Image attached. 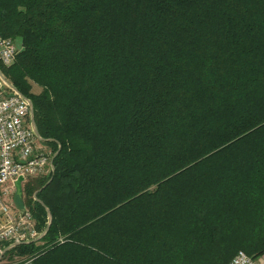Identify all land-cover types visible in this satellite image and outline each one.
<instances>
[{"label":"trees","instance_id":"obj_1","mask_svg":"<svg viewBox=\"0 0 264 264\" xmlns=\"http://www.w3.org/2000/svg\"><path fill=\"white\" fill-rule=\"evenodd\" d=\"M0 37L23 48L2 71L52 153L51 173L22 185L49 231L6 253L264 256V0H0Z\"/></svg>","mask_w":264,"mask_h":264},{"label":"built area","instance_id":"obj_2","mask_svg":"<svg viewBox=\"0 0 264 264\" xmlns=\"http://www.w3.org/2000/svg\"><path fill=\"white\" fill-rule=\"evenodd\" d=\"M20 51L14 40L0 37V264L6 245L30 243L40 235L31 213L25 209L15 212L9 202L15 193L14 183L20 177L24 181L40 178L52 159L51 152L37 148L38 139L29 123L30 101L2 71L15 63ZM33 260L25 258L13 264H32ZM228 264L259 263L239 251Z\"/></svg>","mask_w":264,"mask_h":264},{"label":"rangeland","instance_id":"obj_3","mask_svg":"<svg viewBox=\"0 0 264 264\" xmlns=\"http://www.w3.org/2000/svg\"><path fill=\"white\" fill-rule=\"evenodd\" d=\"M15 43H16V46L20 49V50H23V48L20 46V42L19 40H14ZM41 91L40 87H38L37 85H34L31 83V93L32 94H39ZM37 148H40L41 150L43 151H46V152H51L49 147L46 146L44 143H42L41 141L38 140V143H37ZM52 171V168H50V171L47 173L46 176H48ZM33 179V178H32ZM36 179V178H35ZM10 203L13 204V207L16 208L17 210H27L29 213H30V208L29 206L27 205L26 203V197H25V194L23 193L22 197H18L16 195V192L8 198ZM35 224V223H34ZM33 256H27V255H17V254H8V253H5L3 259H2V264H13L15 262H18L20 260H23L25 258H31ZM262 258V257H261ZM257 262L259 264H262V262L260 261V259L257 260Z\"/></svg>","mask_w":264,"mask_h":264},{"label":"water","instance_id":"obj_4","mask_svg":"<svg viewBox=\"0 0 264 264\" xmlns=\"http://www.w3.org/2000/svg\"><path fill=\"white\" fill-rule=\"evenodd\" d=\"M30 104H31V102H30ZM31 106H32V104H31ZM33 108H31V120H32V126H33V129H34V132H35V135H36V137L39 139V140H42L41 138H40V136H39V134L37 133V130H36V128H35V124H34V121H33ZM55 158V156H53V159ZM53 171H54V169H53ZM24 182V179L23 178H18V180L15 182V184H14V187H15V190H16V195L18 196V197H22V195H23V188H22V183ZM46 185H48V184H46ZM44 187H46V186H44ZM43 187V188H44ZM42 188V189H43ZM41 189V190H42ZM41 190H39V191H41ZM38 191V192H39ZM38 192H36L35 194H34V199L35 200H37L36 198H37V193ZM39 202V204L42 206V207H44L45 208V205L42 203V202H40V201H38ZM46 212H47V214H48V220H49V222H48V225H47V227H46V229H45V231L43 232V233H41V235L39 236V238L36 240L37 242L38 241H40L41 239H43L44 238V236L47 234V232L49 231V228H50V224H51V214H50V211L48 210V209H46ZM16 246H18V244H13V245H11L10 247H9V249H12V248H15Z\"/></svg>","mask_w":264,"mask_h":264},{"label":"bare ground","instance_id":"obj_5","mask_svg":"<svg viewBox=\"0 0 264 264\" xmlns=\"http://www.w3.org/2000/svg\"><path fill=\"white\" fill-rule=\"evenodd\" d=\"M29 123H30V126H31V128H32V130H33V126H32V120H30L29 121ZM33 132H34V130H33ZM34 134H35V132H34ZM36 136V135H35ZM38 139V138H37ZM39 140V139H38ZM39 141H42V140H39ZM51 161H52V159H51ZM51 166H52V162H51V164H49L47 167H46V171H45V173L41 176V177H44V176H46L47 175V173L50 171V168H51ZM40 177V178H41ZM31 179V178H30ZM27 180V179H26ZM25 182V181H24ZM24 182L22 183V185L24 184ZM15 184V183H14ZM15 192H16V190H15ZM10 202V201H9ZM13 205V204H12ZM11 245H13V244H11ZM11 245H8V248H4V255H5V253L7 252V251H9V247L11 246ZM4 255H3V257H4ZM257 261V260H256Z\"/></svg>","mask_w":264,"mask_h":264},{"label":"crops","instance_id":"obj_6","mask_svg":"<svg viewBox=\"0 0 264 264\" xmlns=\"http://www.w3.org/2000/svg\"><path fill=\"white\" fill-rule=\"evenodd\" d=\"M14 211L17 212V211H20V210H17L16 208H14ZM260 261L262 262V264H264V256L262 258H260Z\"/></svg>","mask_w":264,"mask_h":264}]
</instances>
